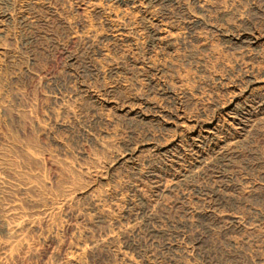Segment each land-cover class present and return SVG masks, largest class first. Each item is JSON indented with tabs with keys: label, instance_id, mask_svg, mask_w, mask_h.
Listing matches in <instances>:
<instances>
[{
	"label": "bare ground",
	"instance_id": "bare-ground-1",
	"mask_svg": "<svg viewBox=\"0 0 264 264\" xmlns=\"http://www.w3.org/2000/svg\"><path fill=\"white\" fill-rule=\"evenodd\" d=\"M0 1H3L4 5L10 8L8 13L3 14L4 17L0 18L1 42L2 39L10 38V34L5 31V24L18 21L23 26H29L32 23L23 14L14 16V12L18 8L21 9L23 4L37 6V2L33 0H19L20 2L18 0ZM104 1H114L123 6L124 9L115 11L116 9L110 7L111 5L105 7L103 5ZM156 8L159 11L163 10L162 14L160 12V15H157ZM164 8H169L171 11L164 10ZM84 11L83 20L74 27L72 32L66 35L70 36V39H75V43H77L78 48H81L83 56L89 55L88 57L92 62L90 66H87L85 72L89 73V75L94 74L97 80L101 81L99 91L103 93L101 95H104L105 98L100 99L97 96L99 93L96 95L92 89H89L90 86L88 88L84 83L79 85L80 94L91 101L93 110L108 109L111 111V109L115 110V102L110 99L112 98L110 96L119 92L122 94L120 101L122 103L120 109L118 111L115 110L118 113L116 116H119V119L124 121L133 120V122H135L134 120H139L141 121V124H138L140 126L144 121H157L160 124L159 120H162L164 122L163 128L169 133L172 132L173 135L155 136L156 132L155 135L149 132H142L143 137L147 141L142 143V145H138L139 142H136L137 139L134 138L135 135L133 133L127 135V132H123L127 136H124L125 138L119 137L120 139L115 141L117 144L115 145L120 146L124 151L113 153L110 161L104 162L105 165L100 166L101 163L99 165L93 163L94 166H90V162L95 161V159L92 154L85 151L77 152L79 160L83 161L84 165L74 166L72 165L73 161L67 163L68 157L71 156V151H69L66 143L69 140V136L72 135L74 127L66 123V119L69 120L74 115V112L66 107L58 109L49 107L48 110L46 109L44 115L42 114L43 116L39 117L36 113L34 102L28 104L23 98L24 94H20L19 89H12L11 81L15 77L7 76L6 63H13V54H9L0 43V128L3 127L5 130L3 133L1 132L2 129L0 131V264H15L16 261H26V259L34 257L36 253L34 245L38 241H49L54 247L47 260V264H91V262L96 264V257L102 251L106 254H111V264H179L175 258L168 256L169 253H173L174 255L182 253L179 250L180 248L175 246V243V245L169 242L162 243L167 253L166 257L163 255L159 257L154 254H150V256L146 255V257L137 255L141 258L139 262H136V259L134 260L132 252H128L129 250L136 251L134 250L136 245H133L132 242L123 241L124 247L121 248L125 251L127 250V252L120 250V247L116 246V242L117 245L120 242H118L119 240L116 241L114 233L118 223L112 219V216L117 212L119 213L120 209L122 210V214L127 217L126 220L122 221L140 220L139 227H135L133 232L137 234L140 233L141 228L144 229L143 231L147 234L144 243L149 241L152 244L154 239H162L164 241L180 239L186 242L188 241L187 232L190 234L193 228H201L206 231L205 233H208V228H205L203 225L196 226L194 219L201 221L205 219L206 221L210 220L215 225L223 220V225L224 223L227 225V228L223 229L237 232L241 238L238 241L230 240L228 242L227 247L234 254L243 252L242 250H245L243 252L245 254L262 250V247L252 245L253 242L251 243L250 241V235L254 236L255 234H248L250 231L247 232L243 228L235 212L224 213L221 211L220 217L213 218V215L211 216V214L205 212V208L212 209V211H220V209L224 208L225 204L230 205L240 210L239 212L245 216L246 220H251V217H253L256 223L259 224V227L264 228V214L261 210L259 211L254 208V206L260 205L263 206L264 211V188L263 193H258L256 186L248 182L251 185L250 190L243 191L241 189V192H237L238 189L233 184L229 185L233 179H237V176L225 174L226 172H221L216 179L219 182L212 181V184L208 188L196 187L193 185L194 183L191 184V181L195 178L206 179L207 174H205L204 167L208 166H205L206 163L203 159V157L205 158V152L210 155L212 161L223 171L226 169L228 171L230 167L228 166L229 162L237 158V153L233 150L230 151V149L241 141L249 140L248 134L256 127L259 120H264V67H262V64H260L261 67L259 66L262 60L261 57L257 56L259 52L256 56L252 57V63H249L247 66L242 67L237 64V59L235 62L232 61L237 66L236 69L241 73L240 80H237L241 84H238L241 87V96L239 98L230 97L229 95L230 98H228L227 102H223L222 100L223 103L220 102L216 94L224 91V88L218 89L217 86L223 81H226V84L229 83L215 73L218 68L229 76L233 73L234 66H230V60L218 52L217 45L219 43H223L224 49L229 51L232 47L243 43H246L257 51L264 50V29L262 26L264 25V21L258 25L259 23L257 24L256 20L257 15L264 14V0H88ZM63 23H59V25H64ZM66 25L70 29L71 24L68 20L66 21ZM103 29L109 30L111 34H108L106 31L107 34H101L100 31ZM16 34H12V36L15 37ZM94 39L100 41L103 46L98 47V44L95 46L93 43ZM27 40L24 41L23 37L20 36V46H26ZM104 42L107 43V46ZM116 54L119 55V60L130 65L132 74L134 75L132 77L135 78V80L131 78L134 80L131 82L133 87L140 91L139 96L132 97L127 95L125 93L127 83L124 85L118 81L120 76L126 75V71L128 72L130 69L125 71L124 67L119 66L120 62H118L120 63L119 65L111 62V59ZM230 54H233V52ZM239 58L241 60V57ZM77 60L76 56H67V61L71 66ZM213 69L216 71L214 72ZM17 70L20 73H25L23 72L25 70H22L21 67ZM188 70L193 71L194 75H188ZM196 74L199 77L202 76L205 80L219 82H215L218 85L210 82L211 84L208 87L212 84L214 86L210 87V89L208 88L209 90L206 86H203L209 92V104H200L201 95H198V92L200 91L199 88H202L200 87L201 81H196ZM112 78L116 79H114L113 84L106 83V80ZM128 82L130 83V81ZM225 92L227 93V91ZM222 96L221 99H224ZM202 99L207 98L202 97ZM58 101H60V104L65 102L63 98H59L54 103L56 104ZM205 106L213 107V109L218 108L220 112L210 115L207 112L209 109H206ZM189 108L195 110L194 114L189 115L190 112L187 113ZM239 108L247 110L250 119H245L243 122V119L241 121L238 120L235 123V118L231 115L236 110H239ZM101 113H96L95 119L108 124L106 116H103ZM235 124L238 127L239 133H236L237 136L233 135L231 137L228 135L231 133L228 132H231ZM55 131L64 133L63 138H57ZM110 133H102L103 136L100 140L92 138V135L88 134H85L84 138L95 150H98L103 149L105 146L104 139L110 137L112 139L117 134L116 132V134ZM185 143H189L192 149L197 150V156L193 157L194 159L191 158L190 162H187L184 157L185 151L183 147ZM254 144L256 143L254 142ZM53 147L55 151H58L57 156L53 153ZM145 150L152 152V155L155 157L169 154L172 157V159L170 158V164L149 166L154 163V161H151L153 158L151 154L152 158L149 156L151 159L146 160L145 158L141 163V154ZM133 156L136 157L138 163L132 162L133 164H131L132 166H130L129 171L135 181L124 185L113 172L118 167L117 165L129 164L128 162ZM258 160L260 163L257 166L253 165V168L256 167L258 177L264 184V156L259 157ZM143 162L148 165L147 168L145 167L146 169L142 166ZM245 169L250 170L249 167ZM255 178L257 179V177ZM146 183H149V186H153L154 207L162 205L167 209L169 208L168 210H172L180 204L181 210L178 207L180 210L179 218L183 219V221L172 225L169 222L171 218L169 220L166 219L168 216L161 217L162 221L155 219L158 216L155 217L156 214L154 215L151 210L153 208L151 199L144 193V187H147ZM102 186H106L107 189L102 191ZM147 188L149 189V187ZM185 192L193 196L192 199L202 211L197 209L199 212H195L190 209V205L184 206L183 202L185 203L186 201ZM167 196L173 197L169 207L163 204V201H161L163 203H159L161 199ZM190 199L189 201H191ZM82 202H85L86 205L82 206ZM135 206H139V208L131 216L132 213L127 211H133ZM69 207H75L77 214L83 212L84 227H74L71 241L64 244L60 238L59 227H61L63 222L62 217L66 216L65 209ZM158 221L161 224L174 228L175 231L172 232L168 229L165 232L161 228L155 227L156 224L154 226V223ZM99 225L100 227L101 225L104 227L103 235L94 236L93 228ZM122 228L119 229L122 230ZM257 229L259 230V228ZM130 230L132 231V229ZM202 241L201 235H193L192 233V249L187 254L188 259L200 257L202 258V264H210L211 259H209V255L201 251ZM185 242L183 243L185 244ZM184 248L182 250H185ZM184 260L187 259L185 258Z\"/></svg>",
	"mask_w": 264,
	"mask_h": 264
},
{
	"label": "rangeland",
	"instance_id": "rangeland-1",
	"mask_svg": "<svg viewBox=\"0 0 264 264\" xmlns=\"http://www.w3.org/2000/svg\"><path fill=\"white\" fill-rule=\"evenodd\" d=\"M20 1H22V0H20ZM33 1L37 2V6L36 5L33 6L32 4H29L27 6V5L23 4V6L21 7V9L18 8L19 10L17 9L14 12V16H18V14H20V15L23 14L24 16H26V17L29 18V20L32 22L29 26L27 25L29 28L26 25L23 26L18 21L12 22L11 24H9V23L5 24L6 25L5 26V31H6V33L10 34V38L4 39V40L2 39L0 43L3 45V47L6 49V51L9 54H13L12 55V57H13L12 58V61H13V63H9V62L6 63V67H7L6 68V74H7L8 77H12V78L15 77L11 81L12 89H14V88L15 89H19L20 90V94L21 93L24 94L23 98L27 101L28 104H30L31 102L32 103L34 102V104L36 106V113H37V115L39 117H42L44 115V113L46 112V109L48 110L49 107H53L55 109H58L60 107H66L69 110H71V111L74 112V115L75 116L73 115L72 117H70L69 120L66 119V123H69L71 126L74 127L73 128L74 131L72 132L73 137H72V135H70L69 136V140H68L70 142L67 141V143H66L69 151H71V156L73 155L72 157L71 156L68 157V159H67L68 161L66 160L67 163H69L70 161L71 162L73 161V162H75V163L72 162V165H74V166L84 165V162L81 161V160H79L77 152L78 151H85L87 153L92 154L93 157H94V159H95V161L90 162V166H94L93 163L95 165H97V164L99 165V163H101L100 166H103V165H105V163H107V162L110 161L111 155L113 153L118 152V151H124V149L123 148L121 149L120 146L119 147L116 146L117 144H116L115 141L119 140L121 137L122 138H125L124 136H127L130 133H133L135 135L134 138L137 139V140L135 139L136 142H139L138 145H140V144L142 145V143H145L147 141V139L143 137L142 132H149V133L154 134V135H155V132H156V135L155 136H158V135H167V134H170L169 136L173 135L172 132L169 133L168 131H166L163 128L162 125H163L164 122L162 120H159V122H160L161 125L157 121H153V122L144 121V123L142 122V125L140 126V125H138V124H141V121H139V120H134L135 122H133V120L124 121V120L119 119V116H116V115H118L117 111L120 109V106H121V103H122V102H120L121 101V95L122 94L119 93V92L114 93L112 96H110V97H112L110 99L115 102V110H117L116 112H115L114 109H111V111L108 110V109L107 110L106 109H104V110L102 109V110H99V111L98 110H93L94 108H93V104L91 103V101L89 99H87L86 97L82 96V94H80L79 85L82 84V83H84L85 85H87L88 88L90 86L89 89L90 90L92 89V91H94L96 95L99 93L97 96H99L100 99H104L105 98L104 95H101L103 93H101V91H99L100 90V86L99 85L101 84V81H98L94 74L93 75H89V73H86L85 72V69L87 68V66L88 65L90 66L91 65V62H92V60L89 59V57H88L89 55L88 56L87 55H84L83 56V54H82V52L80 50L81 48H78L77 43H75V39H73V38L70 39V36H67L66 35V34L72 32L74 30V27L77 26L83 20L84 13H85V11H84L85 10V4L87 3L88 0H33ZM3 5H4L3 1H0V18L4 17L5 13H8V11L10 9L6 5H4V6ZM103 5L105 7H107V5H111L110 7L116 9L115 11H121V10L124 9L123 6L117 4L114 1L113 2H106V1H104L103 2ZM168 9L169 8H167V9L164 8V10L171 11V9H169V10ZM155 11H156L157 15H160V12H161V14L163 12V10H160L159 11V9H157V8H156ZM263 15L264 14L261 13V14L257 15L258 17L256 16L257 24L259 23L258 25H260V23L264 21ZM67 20H68V22H70V24L72 26V27L70 26V29H69V26L66 25V21ZM59 23H63L64 25H59ZM8 25H9V27H8ZM262 26H263V29H264V25H262ZM263 29H262V31H263ZM105 31L108 34H111V32L109 30H107V29L106 30L103 29L100 32H101V34L102 33L103 34H107ZM12 34H16L15 37H13ZM20 36L23 37L24 41L26 39H28L27 40V43H26V46L25 45L23 47L20 46V44H21L20 43ZM29 38H31V39H29ZM5 42H6V44H4ZM93 43H94L95 46L98 44L97 45L98 47L103 46V44H101V42L98 41L97 39H94V42ZM104 44H106V46H107V43L106 42H104ZM221 45H223V43L222 44L219 43L217 45V50L221 54L225 55L228 58V60H230V64H229L230 66H233L234 65L233 66V73L228 76V74H225L223 71H222L223 72L222 73L221 70H219L218 68H217V71L214 70L215 69L214 68L213 71L214 72L216 71L215 73H217L218 76L220 75V77L223 80H227V83H229V84H226V81H223L220 85L216 84V83H219V82H216V81L211 82L209 80L203 79L202 76L199 77L197 74L195 75V76H197L196 81L197 80H199L198 82L201 81L200 87L202 89L199 88L200 91L198 92L199 93L198 95H201V98H200L201 99V103L200 104H202V105L203 104L206 105L207 103L209 104L210 99L208 97L209 96L208 90L210 89V87H212L214 85L212 84V85H210V87H208V86H209V84L215 83V82H216L215 84L218 85L217 86L218 89H220L222 87V88H224V91H227V93L226 92L224 93V91H222V92L219 91L221 93L216 94V96L218 95L217 97H219L220 102H222V101L223 102H227L228 101V98H230L231 96L232 97L234 96L236 98H239L241 96V93H240L241 87H239V85H241V84L239 83V81H237V80H240L239 77H240L241 73H239V71L236 69L237 66H235V63H234L236 59L238 61V62L236 61L237 64L241 65L242 67L243 66H247V65H249V63L250 64L252 63V60H251L252 57L256 56L258 54V52H259V54L257 56L261 57V59H262L261 62L259 63V66L261 67L260 64H262V67H264V65H263L264 64V50L263 49L257 51L255 49H253L252 47L248 46L246 43H243L241 45H236V46L232 47L231 48L232 50L230 49V51H229V50H225L224 49V45L223 46H221ZM221 49H223V50H221ZM234 49H236V50H234ZM245 49L247 51L248 50H250V51H248V53H247V51ZM222 51H224V52L222 53ZM260 51H261V53H260ZM231 52H233V54H230ZM235 52H236V54H235ZM68 55L73 56V57L76 56L77 59H78L76 61V63L73 64L72 66L67 61V56ZM116 55L113 57L114 60H113V58L111 59L112 60L111 62L114 63V64L116 63L117 65H119L121 63L119 66L124 67L125 68L124 69L125 71L127 69H130L128 72L126 71V75L127 76L126 75H121L120 76V79L118 81L120 83L124 84V85L126 83L128 84V85L126 84V87H127L126 88V91L127 92L125 91V93L127 95L132 96V97L133 96H139L140 95V91L137 90L136 88H134L133 87V84L131 82V81H134L135 78L132 77L134 75L132 74V69H131L130 65L127 64L126 62H123V61L119 60V55H117L118 57ZM239 57H241V60H240ZM246 58H248L250 61L248 59L246 61ZM13 59H15V60H13ZM243 60H244V62L242 63ZM232 61H234V62H232ZM118 62H120V63H118ZM241 63L244 64V65H242ZM8 65H10V66H8ZM20 67H21L22 70H25V71H23L25 73H20L17 70V69H20ZM218 71H219V73H218ZM236 71H238V72H236ZM188 75H194V72L190 70L189 73H188ZM231 76L232 77L233 76L234 77L236 76V77L235 78L234 77L232 78ZM131 78H133L134 80H132ZM114 79L115 78H112L110 80H106L107 81L106 83H112L113 84ZM128 81H130V83ZM202 82H203V84H202ZM94 84L97 85V86H95ZM227 85H228V87H227ZM203 86L204 87L206 86V88L207 89L209 88V89L207 90ZM203 91H204V93H203ZM229 91H230V93H229ZM219 94H220V96H219ZM229 95H230V97H229ZM221 96L225 100L224 99H221ZM198 97H200V96H198ZM202 97L207 98V99H202ZM59 98H63L65 102L62 103V104H60V101H58L55 104L54 103L55 100L56 99H59ZM116 98H117V100H116ZM78 100H80V101H78ZM56 105H58V106H56ZM206 109H209V110H207V112L210 115L215 114V113L217 114V113L220 112V110L218 108H214L213 109V107L211 108L210 106L206 107ZM101 111H102V113H101ZM105 111L108 114H106ZM189 112H190L189 115H192V114H194L195 110L192 109V108H189L187 110V113H189ZM235 112L231 115L232 117L235 118V123H237L238 120L241 121L243 119L242 120V122H243V121H245V119H250L249 113H248L247 110H242V109L239 108V110H236ZM96 113L97 114H100L101 113L103 116H106L108 124L105 123V122H101V121L96 120L95 119L96 118ZM113 113L114 114L116 113V114L114 115ZM247 114H248V116H247ZM78 117H79V119H78ZM73 119H75V120H73ZM111 122H112V124L110 125ZM258 122L259 123H257V125H256L257 128L255 127L248 134V139L249 140L243 141V142L241 141L240 143H238L239 145L236 144V145H234V147H232L230 149V151L233 150V151H235L237 153V158H236V160L234 159V161L231 160L229 162L228 166H230V167L228 168V171H227V169L223 171L219 166H217V164H215L212 161V158L210 157V155L205 152V154H204L205 155V158L203 157V159L205 160V163H206L205 166H208V167H206L207 169L204 167L205 174H207L206 175V179H197V178H195L196 180L193 179L192 180L193 182L191 181V184L194 183L193 185H195L196 187H199V188H201V187L202 188H208L210 186V184H212V181L219 182L216 179H217V176L219 174H221V172H224V173L226 172L225 174H228V175L233 174V175H236L237 176V179L238 180L237 179H233L232 182L229 184V185H232L233 184L238 189V191L236 189L237 192H241L242 190L243 191H248V190H250V187L253 184V185L256 186V191L258 193L259 192H262L263 193L264 184H263V182L260 181V179L258 177V170H256V167L253 168V165L254 166H257V164L260 163V161L258 160L259 157H263L264 156L263 155L264 154V120L262 119V120H259ZM128 125H129V127H128ZM138 126H139V128H138ZM235 126L237 127V125L235 124L233 126L231 132H228V133H231V134H228L231 137L233 135L234 136H237L236 133H239V131L237 130L238 127L236 128ZM141 128H143V129H141ZM144 128L145 129H149L150 131L149 130H145ZM162 128H163L164 131L162 130ZM260 128H262V129H260ZM1 129H2V131H1ZM125 129H127V130H125ZM186 129H188V127H186ZM259 129H260V131H259ZM0 131L3 133L5 130H4L3 127H1L0 128ZM113 131H115L117 134L115 132H113ZM87 132H89V133H87ZM106 132H108V133L112 132L110 134H114L115 133L116 136H114L112 139H111V137L110 138H107V139H104V145L105 146L103 147V149H98V150L96 149L95 150V148L93 146H91V144L89 142H86L87 141L86 138H84L85 134H88L90 136L92 135L91 136L92 138H96V139L100 140V139H102V136H103L102 133H106ZM123 132H125V133L127 132L126 133L127 135L125 133H123ZM137 132L139 133V135H138ZM55 133L57 135V138H63L64 133H62V132L60 133L58 131H55ZM123 134H125V135H123ZM140 134H141V136H140ZM261 134H263V136H261ZM78 135H79V137H78ZM93 136H95V137H93ZM114 138H115V140H114ZM256 138L259 139V140H257ZM109 140H110V142H109ZM113 142H115V143H113ZM254 142L256 144H254ZM262 143H263V146H262ZM155 144H157V143H155ZM184 147H186V148H184ZM184 147H183V149L185 151L184 152V157H185V159H186L187 162H190L191 161V158L194 159L197 156V153H196L197 150L195 151L194 149H192V147L190 146L189 143H185L184 144ZM255 147H257V148H255ZM249 148L250 149L252 148V149L250 150ZM259 148H261V149H259ZM52 149L54 151L53 152L54 155L57 156L58 151H55V148L54 147ZM145 151L143 152L144 154L143 153L141 154V158H142L140 160L141 163H142V161L145 158L147 160V159H151L152 156H153V158H152L153 160L151 159V161H154V163H152V165H149V166H163V164L164 165L170 164V161H171L172 157H170L169 154L168 155H165V156H158V157L156 156L155 157L154 155H152L153 154L152 152H150V151H146L145 152ZM201 152H202V150H201ZM239 153H241L243 155H241ZM253 153H255V154H253ZM255 155H257V156H255ZM149 156L151 158H149ZM186 156H187V158H186ZM133 157L128 162L130 165L129 164L117 165L118 167L113 172V174L116 175L119 178L120 182L122 184H124V185H126L127 183L130 184L133 181H135L134 178L130 175V171H129L130 166H132L131 164L136 163V162L138 163V160L136 159V157H134V158ZM252 157H254V158L252 159ZM253 160L256 161V162H254ZM155 161H157V162H155ZM238 161H239V163H238ZM185 164H187V163H185ZM231 164L233 165V167H231L232 166ZM127 165H129V166H127ZM142 166L144 167V169H146L148 165H146L144 163ZM248 167H249V169L251 171L250 170L248 171V170L245 169V168H248ZM238 172H240V173H238ZM213 174H215V175H213ZM242 175H243V177H242ZM255 177H257V179ZM208 179H210V180H208ZM213 179H215V180H213ZM205 180H207V181L205 182ZM245 182H247V183H245ZM248 182H250L251 185L248 184ZM239 183H241L242 185L239 184ZM145 185H147V187H149V189L145 186L146 188L144 187V193H146V195L148 196V198L150 197L149 199H151L150 201L153 204V208L151 210L153 211V214L154 215L156 214L155 217L158 216V218H155L154 217L156 220H159V219L161 220V217H167L168 216L166 219L169 220L171 218L172 220L170 219L169 222L172 223V225L178 224L180 221H183V219H180L179 218L180 217L179 216L180 215V212L179 211L181 210V205L180 204L177 205V208L172 209V210L170 209L171 211L168 210L169 208L167 209L166 207H163L162 205H157V206L154 207V198H153V194H152V193H154L153 186L150 185L151 186L150 187L149 186V183H146ZM247 186H248L249 189L247 188ZM101 189H102V191H105L107 189V187L106 186H102ZM239 189H240V191H239ZM149 193L151 194L152 198H151V196H150ZM187 194L188 193L185 192L186 201H185V203L183 202L184 206H189L190 205V209L192 211L199 212L198 210H201V209L199 208L198 205H196L195 201L192 199L193 196H191V194L190 195L188 194L189 195L188 196ZM4 197H6V196H4ZM165 198H166L167 201L165 200ZM165 198L161 199L159 201V203H163L164 202L163 204H165V205H167L169 207L171 205V202H172V198L173 197L167 196ZM168 198L170 199V201H169ZM189 199L191 201H189ZM161 201H163V202H161ZM227 204H229V203H227ZM81 205L82 206H85L86 204H85V202H82ZM259 206H254V208H256V210L258 209L259 211L261 210V212L264 214V211H263V208H262L263 206H260V207ZM178 207H180L179 208L180 210L178 209ZM138 208H139V206L138 207L135 206L133 208V211H127V212L132 213L131 216H133L135 214V211ZM164 208H166L168 211L165 209L167 211L166 212L164 210ZM224 208L223 209H220V211H217V210L212 211V209L209 210V209L205 208V212H207L208 214H211V216L213 215L212 216L213 218L214 217H217V218L220 217L221 214H222V213H220L221 211L224 212V213H229V212L234 213L235 212L236 215H237V217L240 220V221L239 220L238 221L242 224L243 228L247 232L250 231V233H248V234H255L256 235V236L255 235L254 236L253 235H250V238H251L250 241H251V243L253 242L252 245L253 246L262 247L263 248L262 250L255 251L254 252L255 254L254 253L245 254V253H243V252H245V250H242L243 252H240L238 254H234V252L230 248L227 247L228 246V242L230 240H237L238 241V239L240 240L241 238H240V236H238L239 234L237 232H233L230 229H223V228H227V225H225V223L223 225V222H224L223 220H221L219 222V224L215 225V224L211 223L210 220L209 221L208 220L206 221V219H205V220H202L201 221V220L194 219L195 220V223H196L195 225L196 226L203 225L205 228H208L207 229V232L208 233H205L206 231L202 230L201 228H197V229L196 228H193L192 229L193 232L191 231L190 234H189V232H187L188 234L186 236L188 237V241H186V242L185 241H181L180 239H172L171 241H164L162 239H154L153 240L154 242L152 244H151V242L149 243V241H147L146 243H144V240H146V238H147V234L145 233V231H143L144 229L141 228L140 233H137L138 235L136 234V232H133V229L135 227H139L140 220H138V219L136 221H132L131 220L129 222L128 221H122V220H126L127 217L124 216V214H122V210L121 209L119 210V213L118 212L115 213V215H117V216H115V215H113L114 217L112 216V219H114V221L116 223H118V225H117L118 228L116 226L114 233H115V238L117 239L116 241L119 240L118 242H120V243H118V245H117V242H116V246L118 248L120 247V250L125 251L124 249H122L124 247L123 241L125 242L127 240L128 242H132L133 245H136L134 247V250H136V251L134 252L132 250H129L128 252H132L133 255H134L133 256L134 260L136 259V262H139V261H141L140 260L141 259L140 256L141 257H146V255L147 256H150V254L151 255L154 254V255H157L159 257H161L160 255L165 256L167 253L165 251V247H164L163 244L169 242L172 245H175L176 244L175 246H177L178 248H180L179 250H180V252H182V253H180V255H179V253L177 255H174L173 253L172 254L171 253L168 254V256H172V258H175V260H177V262L179 264H183V263L184 264H187V263L188 264L189 263L190 264H196V263L197 264H200V263L202 264V260H201L202 258H200V257H194V258L191 257V258L188 259V256H187V254H189L190 253V250L192 249L191 235L193 233V235H201L202 236V240H203L202 243L203 244H201V251L203 253L205 252L204 254H208L209 255V259H211L210 260L211 261L210 264H226L228 262L230 264H254V263L255 264H264V260H262V259H264V254H263L264 253V246H262V245H264V240H262V239H264V228L263 227H259V224L256 223V221H255V219L253 217H251V220L252 221L251 220H246V218H244L245 216H243V214L241 212H239L240 210H238L237 208L231 207L230 205H226V204H225ZM65 211H66V216L65 217H62L63 218V222L61 224V227H59L60 228V233L59 234H60V238H61L62 242L64 244H67V243H69L71 241V234L73 233V228L74 227H77V228L84 227V221H83L84 220V218H83L84 216L82 215L83 212H81V214H77V209L75 207L66 208ZM175 211H177V212H175ZM209 211H211V212H209ZM159 212L161 213V215H160ZM168 212H170V213H168ZM172 212L175 213V214H173ZM157 213H159V214L157 215ZM240 213H241V215H240ZM119 215H120V217H119L120 220L118 218ZM122 216H123V218H122ZM115 217H117V218H115ZM205 222H206V224H205ZM155 224H156V226H155ZM43 225H44V223H43ZM250 225H252V226H250ZM257 225H258V227H257ZM154 226L157 227V228L158 227L161 228L165 232H167L168 229H169V231H172V232L175 231L174 228L169 227V226H166L165 224H161V223H159V221L157 223H154ZM207 226H209V227H207ZM248 226H249V228H248ZM99 227H100V225L99 226H96L95 228H93L94 229L93 230V235L94 236H96V235H103V232H104V229L103 228L104 227H103V225H101L100 229H99ZM121 227H123L122 230L119 229ZM221 227H222V229H221ZM216 228H218V229H216ZM257 228H259V230ZM130 229H132V231ZM165 229H167V230H165ZM172 229H174V230H172ZM251 229H253V230H251ZM217 230H219V231H217ZM221 230H223V231L221 232ZM256 230H258V231H256ZM126 231H128V232H126ZM203 231H204V233H203ZM209 231H211V232H209ZM225 231H226V233H225ZM131 232H133V233H131ZM144 233L146 234V236H145ZM231 233H232V235H231ZM117 236H119L118 237L119 239L117 238ZM232 237H234V238H232ZM121 238H123L125 240H123ZM142 239H143V241H142ZM159 240H161V241H159ZM183 242H185V244ZM255 242L257 243L256 245H255ZM153 244H155V245H153ZM119 245H121V246H119ZM188 245H190V246H188ZM34 246H35L34 248H35V252H36L34 254V257H32L30 259H26V261L25 260H23V261H16L15 264H47V260H48V258L50 256L51 252L54 249L53 245L49 241H38V242L35 243ZM161 246H162V248H161ZM183 248L185 250H182ZM184 251H185V253H184ZM125 252H127V250ZM137 255H140V256L138 257ZM173 255H174V257H173ZM181 255H182V257L183 256L184 257L183 258L180 257ZM258 256H260V257H258ZM176 257H178V258H176ZM185 258L187 260H184ZM179 259H181V260H179ZM190 259H191V261H189ZM95 261L97 262L96 264H111V262H112L111 254H109V253L106 254L104 251L99 252L98 255H97V257H96V260ZM92 263L94 264V262H91V264ZM9 264H14V263H9Z\"/></svg>",
	"mask_w": 264,
	"mask_h": 264
}]
</instances>
